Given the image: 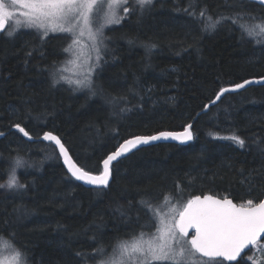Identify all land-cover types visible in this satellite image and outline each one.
I'll return each instance as SVG.
<instances>
[{"label":"trees","instance_id":"1","mask_svg":"<svg viewBox=\"0 0 264 264\" xmlns=\"http://www.w3.org/2000/svg\"><path fill=\"white\" fill-rule=\"evenodd\" d=\"M125 7L119 23L101 22V58L79 69L84 80L92 68V91H73L76 85L64 81L53 86V72L78 80L70 78L67 61L78 57L64 51L71 44L67 33L41 40L33 29L9 38L0 32V184L16 156L27 162L16 170L23 188H0V237L26 264H101L119 250L118 242L157 234L148 204L161 212L166 203L196 195L236 204L263 198L264 85L224 94L202 111L221 88L264 77V40L242 36L237 18L259 20L264 8L251 0H152L143 9L136 1ZM201 11L225 19L205 32ZM17 123L34 139L56 135L92 174L102 172L103 159L126 140L188 125L192 140L134 150L111 165L108 187L94 189L66 172L54 144L28 141ZM233 134L243 147L223 139ZM254 248L223 264H252Z\"/></svg>","mask_w":264,"mask_h":264},{"label":"snow or ice","instance_id":"2","mask_svg":"<svg viewBox=\"0 0 264 264\" xmlns=\"http://www.w3.org/2000/svg\"><path fill=\"white\" fill-rule=\"evenodd\" d=\"M115 2L116 0H113L108 4L111 14L105 13V23L107 24L119 23L120 17L117 16L114 7ZM122 2L126 4L127 0H122ZM136 3L143 9L146 5H151L152 0H136ZM258 3L264 5V0H258ZM102 4L103 0H11L10 5H5L0 0V30L6 31L7 19L13 16L16 6L19 5L21 9L26 10L19 13L25 18V25L29 28H35L40 33L41 40H44L49 33L55 32L67 33L71 37L72 43L64 49L65 52H71L72 46L79 43L80 37L87 30L90 39L93 41L94 50L97 52V60H99L101 57L97 42L100 44L103 42L99 38L103 35L102 29L105 25L100 24L95 28V31H93L92 26L96 22L94 14L99 13ZM123 10L128 12L129 8L125 7ZM200 17L205 32L215 31L221 20L225 19L223 17L214 19L204 11L200 12ZM237 18L242 21L238 25L242 36L246 34L249 37H260L264 40V18L258 20L256 17L251 16L248 21H244L241 14H237ZM232 22L236 24L237 19H233ZM7 34L11 36L14 32L7 31ZM67 38L65 37V39ZM91 75L92 68H89L84 80L74 81L63 75L57 78V73L53 72V86L64 81L70 86L76 85L73 91L84 87L92 91ZM253 82L259 83V81L245 80L231 89L221 88L212 103L219 100L225 92L242 89L245 85ZM93 94L95 93L93 92ZM204 107L207 108L208 105ZM14 127L28 140L33 139L32 135L21 124L17 123ZM190 128L191 125H188L180 133L161 132L150 137H136L126 140L103 159V171L98 174H92L85 166L74 162L69 156L65 145L56 135L44 132L42 139L56 145L60 157H63L68 173L75 180L97 187H108L111 175L110 165L113 161L129 152L137 144H147L149 141L167 140L169 138L181 143L191 140ZM3 135L4 133L0 132V136ZM223 139L232 140L241 147L245 143L243 139L235 134L223 137ZM26 163L23 157L16 156L9 170L8 179L5 184H0V188H23L24 185L20 184L17 179L16 170L24 167ZM177 187L179 188V185ZM168 199L166 196L165 202ZM147 206L149 211L153 212V218L160 217L161 226L157 228L160 235H153L150 239L145 240L146 234L141 232L139 237L133 236L131 241H120L117 248L122 258L128 257L127 261L123 259L119 261H102L101 264H153L154 261L188 264L195 253L210 258L213 260V264H223V261H235L245 248L249 245H255L258 237L264 234V200L254 202L249 199L244 203L236 204L227 197L219 199L212 195H196L188 199L186 203L181 202L177 206H173L171 209L172 215L167 219L161 216V206L157 205L155 209L151 204ZM190 229L194 230V234L190 239H185L189 236ZM3 239V237H0V241ZM188 245L191 247H187ZM12 247L15 249L17 257L22 255L14 244ZM115 252L116 249H114ZM77 255H80V253H77ZM214 258H222V260L215 261Z\"/></svg>","mask_w":264,"mask_h":264},{"label":"rangeland","instance_id":"3","mask_svg":"<svg viewBox=\"0 0 264 264\" xmlns=\"http://www.w3.org/2000/svg\"><path fill=\"white\" fill-rule=\"evenodd\" d=\"M134 1H136V0H127V3L125 4L122 2V0H116V2L114 3V7L116 10L117 16L121 12L123 7H125L128 4L134 3ZM2 2L5 5H10L11 0H2ZM111 2H113V0H103V4L105 6L102 5V7L99 10V13L94 14L96 22L92 26L93 31H95V28L98 27L101 24V22H103L105 20V13H108L109 15L111 14L109 11V8H108V4ZM21 11H26V10L21 9L19 7V5H17L13 16L7 19V22L5 24L6 31H2V32H4V33H7V31L17 32L20 29L36 30L35 28H29L25 25V23H24L25 18L23 16L19 15V13ZM104 24L107 25V23H105V22H104ZM111 25H113V24H111ZM52 34H53L52 36H55V34H64V33L55 32ZM11 36H8V38ZM79 42H81V44L80 43L74 44L72 51L70 52L71 58L78 57V60L69 59V61H67V64L69 63V72L73 73V77H70V78H76L78 80H82V79L78 78L79 75L81 74L79 69L84 71V70H86L87 65H93L95 63L94 59L97 58V52H96V50L91 49V48H94L93 47V41H92V39H90V37L87 33V30L85 31V34L82 37H80ZM86 42H88V45L91 48L88 45L86 48H83V45H85L84 43H86ZM71 43H72V40H71ZM98 44L99 43L97 42V46H98ZM82 65H86L85 68H82ZM178 204L179 203H171V204L166 203L165 208L160 213L165 214L164 218L167 219L168 217H170L172 215V212H171L172 207L177 206ZM176 218L178 219V216ZM157 219H158L157 224L159 226H161L160 217H157ZM159 235H160V233L157 232L156 236H159ZM150 238H151V235H145V237H144L145 240H148ZM185 239H190V237L188 236ZM12 245H13L12 242L5 240V239L0 241V262H2V264H26V260L24 259L23 255H20L19 257H17L15 249L12 247ZM187 247L190 248L191 246L188 245ZM253 248H254L253 254H252L251 258L250 257L248 258V260L252 264H264V243L260 242V244L254 245ZM121 259L127 261L128 257L125 256L122 258L120 256V251L117 250L115 253L112 252L111 254H108L107 257L102 259V261H119ZM164 262H169V261H164ZM202 262H204V264H208L211 261L204 259V258H201L197 253H195L193 258L190 261H188V264H202Z\"/></svg>","mask_w":264,"mask_h":264},{"label":"water","instance_id":"4","mask_svg":"<svg viewBox=\"0 0 264 264\" xmlns=\"http://www.w3.org/2000/svg\"><path fill=\"white\" fill-rule=\"evenodd\" d=\"M251 1H253V2H255V3H257L259 6H261V7H263L264 8V5H260L259 3H258V0H251ZM0 32H2V30H0ZM246 80H250V81H259V83H256V82H253V83H251V84H248V85H245V87L244 88H242V89H237V90H235V91H228V92H225L224 94H227V93H235V92H238V91H241V90H244V89H246V88H248V87H251V86H260V85H264V77H261V78H252V79H246ZM245 81V80H244ZM244 81H242V82H240V83H243ZM239 84V83H238ZM235 85H233V86H228V87H224V88H229V89H231V88H233ZM223 94V95H224ZM222 95V96H223ZM222 96H221V98H222ZM220 98V99H221ZM216 99V98H215ZM214 99V100H215ZM219 99V100H220ZM219 100H216V102L215 103H209L208 104V107L207 108H205L203 111H202V113H205V112H207L208 111V109H209V107L211 106V105H214V104H216L217 102H219ZM15 128V127H14ZM16 129V128H15ZM190 131H191V129H190ZM180 132H183V131H178V132H176V133H180ZM192 133V132H191ZM159 133H157V134H154V135H158ZM151 136H153V135H151ZM1 137V136H0ZM42 137H43V135L41 136V137H39V138H37V139H32V140H28L27 139V137H25L28 141H31V142H33V141H42V142H49V141H44L43 139H42ZM141 137H143V136H141ZM144 137H150V136H144ZM136 138V137H135ZM132 139H134V138H132ZM192 140V139H191ZM191 140H187V141H185V142H183V143H181L180 141H177V140H172V139H167V140H165V139H160V140H156V141H149V143H147V144H137L136 145V147H134V148H132L129 152H127L126 154H124L123 156H121V157H119L118 159H120V158H123L124 156H126V155H128L129 153H131V152H133L134 150H137V149H139V148H141V147H143V146H146V145H151V144H155V143H159V142H167V143H177V144H181V145H185V144H188L189 142H191ZM52 143V142H51ZM52 144H54V143H52ZM55 145V144H54ZM55 147H56V145H55ZM56 149H57V151H58V153H59V150H58V148L56 147ZM116 150V149H115ZM60 156V155H59ZM70 156V155H69ZM61 158V162H62V164H63V166H64V168H65V170H66V172L68 173V171H67V167H66V165L64 164V162H63V157H60ZM72 159V158H71ZM117 159V160H118ZM117 160H115V161H113L112 162V164L113 163H115ZM111 164V165H112ZM103 165V164H102ZM111 165H110V167H111ZM70 176H71V174L70 173H68ZM72 177V176H71ZM75 179V178H74ZM77 181V180H76ZM109 181H110V178H109ZM77 182H79V183H81V184H83L84 186H86V187H94V188H103V187H97V186H95V185H88V184H85V183H83L82 181H77ZM206 195H210V194H206ZM204 196V195H203ZM213 196V195H212ZM214 197H216V196H214ZM216 198H219V197H216ZM219 199H224V198H219ZM228 199H230V198H228ZM262 200H264V195H263V198H262ZM194 234V230H189V236L191 237L192 235ZM264 240V234H261V236L260 237H258V239H257V243H259V242H262ZM253 246L254 245H249L247 248H245L242 252H241V254H240V256L239 257H237V259L235 260V261H224V262H226V263H235V262H237L238 260H240L246 253H248L252 248H253ZM201 258H204V259H207V260H211L210 258H208V257H203V256H201L199 253H197ZM214 260H222V258H214Z\"/></svg>","mask_w":264,"mask_h":264},{"label":"bare ground","instance_id":"5","mask_svg":"<svg viewBox=\"0 0 264 264\" xmlns=\"http://www.w3.org/2000/svg\"><path fill=\"white\" fill-rule=\"evenodd\" d=\"M178 145V144H177ZM103 188H105V187H103ZM95 189V188H94Z\"/></svg>","mask_w":264,"mask_h":264},{"label":"flooded vegetation","instance_id":"6","mask_svg":"<svg viewBox=\"0 0 264 264\" xmlns=\"http://www.w3.org/2000/svg\"><path fill=\"white\" fill-rule=\"evenodd\" d=\"M190 237V236H189Z\"/></svg>","mask_w":264,"mask_h":264}]
</instances>
